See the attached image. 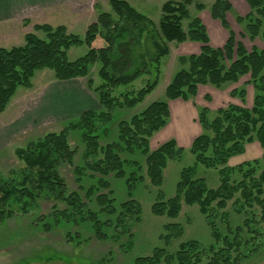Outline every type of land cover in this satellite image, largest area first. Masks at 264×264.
<instances>
[{"label": "trees", "instance_id": "trees-1", "mask_svg": "<svg viewBox=\"0 0 264 264\" xmlns=\"http://www.w3.org/2000/svg\"><path fill=\"white\" fill-rule=\"evenodd\" d=\"M250 12L237 16V24L244 37L252 43L264 42V0H245ZM192 0L167 2L162 7L158 24L141 14L128 2L112 0L111 13H101L91 24L85 37L68 33L65 26L36 25L33 33L25 36V45L11 49L0 48V115L5 113L20 88L33 89V79L41 71L50 70L58 82L89 78L88 90L98 98V110L84 112L69 122L60 133H49L31 142L26 149L16 150L25 167L12 170L9 176L0 173V225L11 218L17 206L23 215L39 208L40 202H51L52 213L39 218L44 232L60 227H86L97 240H120L124 236L133 242L132 225L142 219L141 204L132 194L137 184H144L139 153L145 160L146 175L152 186L161 188L164 171L170 161L180 160L184 148L170 140L151 149V140L171 122L169 102L194 100L201 87L240 85L231 92L240 104L219 108L213 119L205 108L198 116L202 133L195 138L191 153L195 166L181 172L174 198L164 201L160 191L152 206L157 217L176 219L187 206H199L212 231L215 245L208 249L198 241L181 243L175 254L155 249L149 257L136 258L134 264H239L256 256L264 238V155L259 160L228 167L233 157L244 154L247 145L255 142L264 150V49L250 50L237 40L227 20L233 5L218 0L211 15L229 30L222 47H213L208 29L201 18L191 19L188 6ZM202 10L204 5L198 3ZM42 33L44 37L38 35ZM97 41L99 45L96 46ZM186 42L201 45L199 54L179 58L181 69L166 88L165 102L152 103L130 121H122L110 139L114 114L118 110L134 109L159 85L163 60L170 55V44ZM87 46L84 57L70 61L69 51ZM99 65L101 84L94 88L91 72ZM149 77L139 91H121L141 77ZM248 86L254 90L251 106L246 105ZM71 132H79L82 164L75 166L79 149L70 144ZM103 139L107 143L103 144ZM74 167L78 189L71 191L61 169ZM205 166L219 170L220 186L209 189L197 168ZM112 179L124 180L129 200L118 203L112 189ZM89 186H87V185ZM233 202L234 212L244 217L242 226L233 227L227 209ZM65 206V207H62ZM219 221L224 227L220 232ZM167 240L183 236L180 225H169ZM112 233V236H110ZM80 244V233L72 236ZM257 243L255 244V242ZM246 253V254H244Z\"/></svg>", "mask_w": 264, "mask_h": 264}, {"label": "rangeland", "instance_id": "rangeland-1", "mask_svg": "<svg viewBox=\"0 0 264 264\" xmlns=\"http://www.w3.org/2000/svg\"><path fill=\"white\" fill-rule=\"evenodd\" d=\"M112 0H86L84 5L79 7L80 14L86 16L85 20L79 22L75 17L68 16L72 12V8L55 10L51 16L44 18H28L17 22L20 28H12L8 30L7 26L0 23V48L11 49L13 47H20L25 45L24 33H33L34 26L37 24H48L54 28L59 26H66L69 22L68 33L84 38L89 26L97 22L101 13H111L112 7L110 2ZM128 2L141 14L149 17L154 23L158 24L162 17V7L167 2H183L185 0H122ZM218 0H192V4L188 6V10L193 18H201L208 29L211 38V45L213 47H222L228 37L229 30L225 29L220 21L214 20L211 15L213 5ZM233 8L227 16L230 29L235 33L238 41L243 42L250 50L254 45L264 49V42L257 40L252 43L248 38L244 37V31L240 25L237 24V16H245L250 12V8L245 0H228ZM201 3L205 6L200 10L197 4ZM69 19V20H68ZM73 19V20H72ZM16 25V24H15ZM14 25V26H15ZM72 25V26H71ZM44 37L42 33H38ZM26 36V35H25ZM97 41L96 46L99 45ZM201 45L192 42L183 44H170V55L163 60L162 76L156 90L134 109L118 110L114 114L112 122V133L110 139L114 140L117 136L115 130L118 124L122 121H130L134 116L141 114L152 103L165 102L166 88L169 85L172 77L181 69L179 65V58L182 56H189L192 54H199ZM89 51L87 46L74 47L69 51L70 61L84 57ZM100 66L93 67L90 78L94 81V88L101 84L98 76ZM89 78L79 79L80 84L88 90ZM149 77H141L135 83L127 88H122L121 91L134 92L144 88ZM249 78L243 79L240 85L224 87L220 90L214 87H201L199 95L194 100L188 103L183 101L169 102L171 109V122L169 125L157 133L151 140V149L155 150L160 145L170 141H177L178 145L184 148V153L180 160L170 161L167 169L164 171V181L161 188H156L151 185L146 175L145 160L139 153L134 154L133 158H139L144 176V184H137L135 186L132 198L141 204L142 219L140 223L132 225V233L134 234L133 242L124 236L120 240L99 241L95 235L88 231L86 227H60L53 232H44L38 226L39 218L42 216H49L52 213L53 203L40 202L39 208L33 209L29 214L23 215L17 206L13 207L14 215L6 222L0 225V264H134L136 258L149 257L153 254L155 249H165L170 254H175L179 250L181 243L188 241H198L201 246L208 249L211 245H215V240L212 236V231L208 225L206 217L200 212L199 206H187L182 203V210L176 219L168 217H157L152 213V206L156 202L159 192L164 195V201L174 198L177 194V184L179 183L181 172L185 168L195 166V156L191 153V146L195 138L202 133V128L198 124V116L205 108L208 109V116L213 119L216 111L219 108L226 107L229 104H240L237 98L231 97V92L235 88H242L244 82ZM55 81L54 73L50 70L38 72L33 79V90H26L20 88L17 91L15 98L10 104V109L13 110L17 105H26L29 101L37 95L43 94L42 89L50 82ZM248 95L246 105L251 106L254 100V90L248 86ZM45 92V91H44ZM90 92V91H89ZM94 98H98L92 93ZM49 99V97H47ZM47 98L45 101H47ZM98 100V99H97ZM96 107V106H95ZM98 108V107H96ZM18 111V110H17ZM9 114V113H7ZM80 117V116H79ZM77 117V118H79ZM56 123L54 125H47L45 127H37L38 130L34 132H27L12 142H4L5 148L0 150V173L9 176L12 170H20L25 167L24 163L19 161L16 156V150L26 149L27 146L49 133H60L68 127L69 122L75 119ZM2 117H0V120ZM4 120V119H2ZM2 122L0 121V125ZM21 124V123H19ZM23 124V123H22ZM0 127V134L3 132ZM36 128V129H37ZM9 130V129H5ZM79 132H71L70 144L73 148L79 149V157L75 161V166L82 164L81 154L84 148L79 143ZM103 144L107 143V139H103ZM264 155V150L260 144L255 142L246 146L244 154L233 157L228 162V167H237L243 163L260 160ZM63 177L67 180L71 191L78 189L76 177L74 174V167L65 166L61 169ZM197 177L206 180L209 189L214 190L220 186L219 170L209 169L205 166L197 168ZM112 189L115 192L118 203H123L129 200L127 186L124 180L112 179ZM87 185V184H86ZM89 186V185H87ZM233 202L229 204L227 209L230 223L235 228L242 226L244 217L238 216L233 209ZM65 207V206H62ZM180 225L183 229V236L179 239L171 238L167 240L170 230L166 227L169 225ZM220 232H224V227L219 221L218 226ZM80 233L83 240L82 243L77 244L72 242L68 233L75 236ZM112 236V233H110ZM257 241L255 242V244ZM261 251L249 259H243L239 264H264V238L260 240ZM246 254V253H244ZM204 264H208V259L204 258Z\"/></svg>", "mask_w": 264, "mask_h": 264}, {"label": "crops", "instance_id": "crops-1", "mask_svg": "<svg viewBox=\"0 0 264 264\" xmlns=\"http://www.w3.org/2000/svg\"><path fill=\"white\" fill-rule=\"evenodd\" d=\"M84 1L86 0H0V23L13 24V27L7 26L8 30L20 28L17 22L21 20L28 18L48 20L46 16H51L55 10L59 8L68 10L69 7L73 10L68 16L76 18V20L72 19L73 21H84L86 16L79 12V7L84 5ZM63 24H68L69 29V22ZM29 33H24L23 37L25 38ZM41 92L44 95L39 93L38 97L30 100L26 105L28 107L26 111H24L25 102L24 105L20 107L17 105L13 110L8 107L5 113L0 115L4 119L0 120L2 122L0 127H4L0 134V150L5 148L6 140L12 142L27 132L38 130L37 127L54 125L77 118L86 111L100 109L98 100L80 84L79 79L69 82L52 81Z\"/></svg>", "mask_w": 264, "mask_h": 264}]
</instances>
